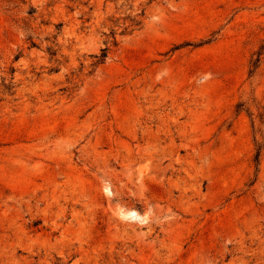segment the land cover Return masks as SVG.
<instances>
[{
  "label": "rangeland",
  "instance_id": "374dc122",
  "mask_svg": "<svg viewBox=\"0 0 264 264\" xmlns=\"http://www.w3.org/2000/svg\"><path fill=\"white\" fill-rule=\"evenodd\" d=\"M0 264H264V0H0Z\"/></svg>",
  "mask_w": 264,
  "mask_h": 264
},
{
  "label": "trees",
  "instance_id": "16d2710c",
  "mask_svg": "<svg viewBox=\"0 0 264 264\" xmlns=\"http://www.w3.org/2000/svg\"><path fill=\"white\" fill-rule=\"evenodd\" d=\"M107 55H108V51H107V49H103V53H102V55L100 56L99 61H100V62H103V61L106 59Z\"/></svg>",
  "mask_w": 264,
  "mask_h": 264
}]
</instances>
